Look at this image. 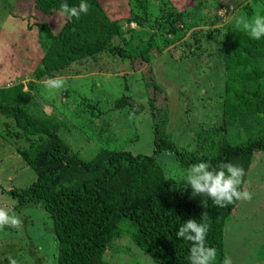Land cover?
Masks as SVG:
<instances>
[{
	"label": "trees",
	"instance_id": "16d2710c",
	"mask_svg": "<svg viewBox=\"0 0 264 264\" xmlns=\"http://www.w3.org/2000/svg\"><path fill=\"white\" fill-rule=\"evenodd\" d=\"M118 1L116 7L133 11L131 18L123 19L125 24L138 27L149 24L148 40L139 43L132 36L126 41L122 36V23L109 20L102 10V0H86L88 11L80 14L79 21L63 17L62 30H68L63 38L61 32L56 35L45 23H39V45L44 55L52 56L55 44L59 42L61 54L67 57L95 59L100 55L106 60L114 59V64H118L117 61H130L133 66V62L139 61L149 64V51L159 48L155 46V39L163 37L164 44L171 43L180 33L193 28L189 42L184 43L186 48L193 49L192 54L203 45L215 46L219 54L222 50L225 52L222 60L225 63L224 83L221 88L214 89L213 94L219 103V109L214 106L218 109L217 121L206 130L194 128L195 132L190 131L193 149L177 147L173 141L174 130H167V108L154 107V97L149 95L146 105L152 118V153L133 154L108 145L84 162L61 135L64 123L40 112V106L31 105L30 96L37 95L39 90L34 76L26 81L27 85L20 83L12 88H0V116L4 127L1 143L7 146L11 139H22L26 146L15 147L13 153L34 172V178L26 185H0V201L6 206L2 209L6 214L14 212L20 220L16 227L5 225L0 228V242L15 239L23 243L16 253L11 252L17 262L36 264L39 254L49 264H120L110 257V252L113 244L124 238L131 246L125 250L144 255L150 264H188L189 242L177 240L175 232L180 223L189 218L199 219L201 212H206L209 222L206 243L217 249L215 264H224V226L239 200L221 208L207 197L197 202L183 197L173 191L180 182L171 174L170 168L161 165L159 156L166 152V157H173L177 175L200 160H207L213 166L231 162L244 170L240 186L243 190L254 155L264 153V38L253 40L244 31L217 26L221 21L218 14L212 19L206 17L205 21L196 6L179 11L169 0H159L158 13L152 16L146 12L147 0ZM61 2L76 6L81 0H14L5 17L12 12L27 10L32 13L36 10L33 16L44 18L60 13ZM241 9L248 18L254 14L248 4ZM200 24L206 28H197L202 26ZM84 26L87 28L82 30ZM70 35L73 40L82 37L90 43L67 48L68 41L71 43ZM117 38L121 45L114 46L112 41ZM64 61L62 56L56 58V63ZM100 67L105 68L104 72L113 70L112 66L101 64ZM54 71L48 68L47 79H52ZM88 102L83 105L90 110L88 113L79 107L70 112L76 116L82 113L86 123L93 128L98 126L102 137L108 120L101 121L105 126L98 125L100 108ZM112 108L122 115L131 114V99L123 95ZM142 111L137 104L133 113ZM119 126L121 130L125 129ZM76 130L81 129L77 126ZM40 207L43 213H36L35 219L31 208ZM23 231H26L28 241L22 238ZM40 231L42 236L35 237Z\"/></svg>",
	"mask_w": 264,
	"mask_h": 264
},
{
	"label": "rangeland",
	"instance_id": "374dc122",
	"mask_svg": "<svg viewBox=\"0 0 264 264\" xmlns=\"http://www.w3.org/2000/svg\"><path fill=\"white\" fill-rule=\"evenodd\" d=\"M13 1L0 0V88H12L20 83L25 84L34 76L35 84L39 90L37 95L35 93L30 96L31 105L40 106V112L43 111L44 114L55 117L64 123L61 135L64 136L65 142L74 150L79 159L87 162L99 152L101 147L108 145L133 154L150 155L153 147L150 125L152 118L149 106L146 105L149 95L154 97V107L167 108L169 119L167 130H174L173 141L177 147L193 149L195 145L192 143L193 134L191 132H195L194 128H198L197 131L199 129L206 130L207 127L216 123L219 103L213 94L214 89L221 88L224 83L225 63L222 60L225 57V52L222 50L219 54L215 46L203 45L201 50L192 54L193 49L189 50L184 43L189 42V34L193 28L189 32L180 33V36L171 43L164 44L163 37L155 39V46L159 48L149 51V64L140 61L133 62L134 66L130 61H117L118 64H114L116 63L114 59L106 60L105 56L100 55L95 59H84L80 56L67 57L61 54L59 42L55 44L52 56H47L44 55L39 45L41 31L39 23H45L56 35L61 32V38H63L68 31L65 28L62 30L64 16L55 12L38 19L33 16L34 12L37 13L36 10H33L32 13L26 10L22 13L12 12L10 16L5 17ZM104 1L102 0L104 3L102 10L109 20H118L120 24L122 23L121 26L124 28L122 36L126 41L132 36L139 43L149 39L147 33L149 24H144L142 27L125 24L124 20L131 18L133 11H129V9L127 11L122 6L116 7L117 0ZM169 1L179 11L195 6L199 7L201 12L199 16L205 21L206 17L212 19L218 14L221 21L217 26L225 25L241 31L243 30L235 25V18L246 17L251 22L258 13L264 15V0H243L242 2L237 0ZM244 4H248L253 9L252 17L248 18L241 9ZM160 5L159 0H147L146 12L155 16ZM234 5L237 6L236 9H233ZM72 19L75 22L79 21L77 18ZM151 19L149 16V20ZM200 25L202 26L197 28H206L205 25ZM85 28L87 27L84 26L82 30ZM71 36H68V40L72 38ZM86 40L82 37L78 40L71 39V43L70 41L67 43V48H74L86 42L90 43L89 40ZM112 44L114 46L121 45V41L117 38L112 41ZM60 56L66 60L65 63H56V58ZM101 64L104 67L112 66L113 70L104 72L105 68H101ZM48 68L52 71L55 70V75L51 80L63 81L60 86H47L46 82L50 78L47 79L45 72ZM205 77H208L207 80ZM154 86L157 87L156 90L153 89ZM205 91H207L206 94H204ZM123 95L128 96L132 104L131 114L124 113L126 116L112 108V104ZM88 101L95 103L100 108L98 125L102 120H108L106 130L101 133L102 137H100L98 126L93 128L86 123L82 113L80 116H76L70 112V110L79 107L88 113L90 110L83 106L89 103ZM137 104H140L143 111L135 114L133 112ZM214 106H217L218 109H214ZM118 124L121 127L124 126L125 129L121 130ZM101 125L105 126L104 122ZM2 126L3 119L0 116V137L4 131ZM77 126L82 131L77 132ZM88 141L93 145H90ZM115 142L118 144H114ZM25 146L22 139L19 141L11 139L7 146L1 143L0 139L1 186H23L34 178V172L23 163L16 153H13L15 147ZM165 154L167 153L163 152L159 156V161L163 164L169 162L166 165L161 163V165L165 169L172 170L175 161L173 157H166ZM178 165L180 164L178 163ZM179 187H173V191L194 202L205 200L200 194L193 196L189 188ZM243 190L251 194V199L239 200L235 209L232 210L230 218L226 221L224 253L231 264H264V153L254 155ZM4 206L5 204L0 201V209ZM31 210L35 219L36 213H43L41 207L31 208ZM45 221L47 222V219ZM24 228L26 229V224H24ZM41 229L43 228L41 227ZM40 235L41 231L35 237H40ZM22 238L25 241L29 240L26 231H23ZM22 244L15 239L1 241L0 264H9L8 260L4 261L8 257L15 260L11 252L16 253ZM113 245V249L110 248V250L112 249L110 257L114 261L120 264H150L144 255H135L132 250L130 252L125 250L127 247H131L127 239L123 238ZM38 260L39 262L36 261V264H49L48 260L39 254ZM17 264L30 263L18 260Z\"/></svg>",
	"mask_w": 264,
	"mask_h": 264
},
{
	"label": "clouds",
	"instance_id": "9594fccd",
	"mask_svg": "<svg viewBox=\"0 0 264 264\" xmlns=\"http://www.w3.org/2000/svg\"><path fill=\"white\" fill-rule=\"evenodd\" d=\"M88 7L86 0H81L76 6L61 2L59 12L68 19L79 18L81 13H87ZM235 25L253 40L264 38V15L258 13L251 22L246 17L235 18ZM62 83L59 79L46 82L49 87H58ZM171 174L180 182L181 187L189 188L193 196L200 194L207 197L217 207L222 208L241 199H251V194L240 187L245 175L243 168L231 162H220L213 166L207 160H200L181 170L178 175L175 169H172ZM19 223L20 220L14 212L6 214L0 209V228L5 225L16 227ZM208 231L206 212H201L199 219L189 218L179 224L175 237L177 240L189 242L188 264H215L217 249L206 243ZM8 261L9 264H17L11 257H8ZM224 264H231V261L225 258Z\"/></svg>",
	"mask_w": 264,
	"mask_h": 264
},
{
	"label": "crops",
	"instance_id": "0c3cea01",
	"mask_svg": "<svg viewBox=\"0 0 264 264\" xmlns=\"http://www.w3.org/2000/svg\"><path fill=\"white\" fill-rule=\"evenodd\" d=\"M114 1V0H113ZM117 2L119 3V1L117 0Z\"/></svg>",
	"mask_w": 264,
	"mask_h": 264
}]
</instances>
